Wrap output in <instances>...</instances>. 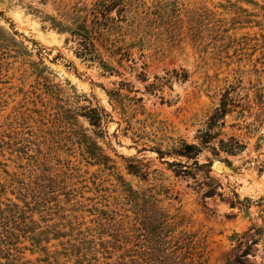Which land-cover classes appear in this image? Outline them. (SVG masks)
<instances>
[{
	"label": "rangeland",
	"instance_id": "1",
	"mask_svg": "<svg viewBox=\"0 0 264 264\" xmlns=\"http://www.w3.org/2000/svg\"><path fill=\"white\" fill-rule=\"evenodd\" d=\"M97 11L113 18L97 13L93 36L107 70L60 31ZM6 199L98 257L134 253L160 224L207 264H264V234L249 230L264 220V0H0Z\"/></svg>",
	"mask_w": 264,
	"mask_h": 264
},
{
	"label": "trees",
	"instance_id": "2",
	"mask_svg": "<svg viewBox=\"0 0 264 264\" xmlns=\"http://www.w3.org/2000/svg\"><path fill=\"white\" fill-rule=\"evenodd\" d=\"M113 3V1H111ZM106 6L104 8H109ZM104 15L103 12H94L90 21H87L86 17H81L72 27H68L69 30L60 29L61 32H68L70 40L76 45V55L83 59L98 62L100 66L107 70V65L100 56L99 51L94 45V37L97 33V24L100 22L99 16ZM102 18V17H101ZM106 20H113L112 17H104ZM64 26V25H62ZM60 28H66L60 27ZM98 34V33H97ZM230 104H233L231 102ZM92 110V109H91ZM94 115H84L91 125H97L101 119V113L93 109ZM223 114L226 112V106H223ZM99 155H93L91 157L95 161L99 160ZM219 163V162H215ZM6 173V171H5ZM215 194L214 190L206 191L205 196H212ZM6 203H0V264H62L58 260L60 258H74L73 264H207L200 251L195 250V247L191 243L187 235L183 237L178 236L176 238L163 234V227L160 224L154 226L153 230H159L160 234L156 238L148 240L145 245L139 247L134 253L131 250L124 249L120 254L114 256L113 251H108V246L102 247L101 250L108 252L107 255H101L100 257L94 255L96 249L91 246V241L79 237L76 239V235L70 236L63 242L59 239L64 238L67 233L63 231L48 232H36L33 227L34 220L31 218L29 212L32 211L30 202L26 199H22V204L6 199ZM35 203V202H34ZM233 204V202H231ZM35 204H33L34 206ZM262 226L252 225L249 230L253 231L254 236H260L264 234V220ZM50 234V237H48ZM80 235V233H78ZM242 238V236H237ZM28 241L32 248H28L27 245H23V241ZM50 240L58 241V246L61 251L48 250V243ZM259 239L252 237L247 244H245L240 256L246 257L253 255L251 248L258 244ZM241 241L237 239V245ZM41 244H43L41 246ZM51 246V245H50ZM264 247V245H263ZM30 250V253L36 251L43 255L42 258H36L34 261L25 259L23 256L24 250ZM98 252V251H96ZM101 259V260H100ZM94 262V263H92ZM226 264H234V261L228 257Z\"/></svg>",
	"mask_w": 264,
	"mask_h": 264
},
{
	"label": "water",
	"instance_id": "3",
	"mask_svg": "<svg viewBox=\"0 0 264 264\" xmlns=\"http://www.w3.org/2000/svg\"><path fill=\"white\" fill-rule=\"evenodd\" d=\"M213 168L215 170H222L224 172H230L231 171L230 167L224 166L223 164H220V163H214Z\"/></svg>",
	"mask_w": 264,
	"mask_h": 264
}]
</instances>
